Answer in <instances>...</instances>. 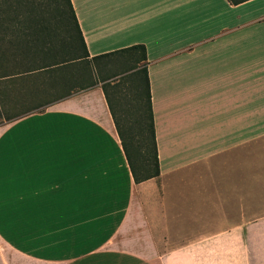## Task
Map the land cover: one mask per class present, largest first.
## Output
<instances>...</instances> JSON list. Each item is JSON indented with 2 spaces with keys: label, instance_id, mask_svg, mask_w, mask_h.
<instances>
[{
  "label": "crops",
  "instance_id": "crops-1",
  "mask_svg": "<svg viewBox=\"0 0 264 264\" xmlns=\"http://www.w3.org/2000/svg\"><path fill=\"white\" fill-rule=\"evenodd\" d=\"M70 1L89 57L146 48L159 176L134 182L100 84L1 124L0 264L83 220L113 259L264 264V0Z\"/></svg>",
  "mask_w": 264,
  "mask_h": 264
},
{
  "label": "trees",
  "instance_id": "trees-1",
  "mask_svg": "<svg viewBox=\"0 0 264 264\" xmlns=\"http://www.w3.org/2000/svg\"><path fill=\"white\" fill-rule=\"evenodd\" d=\"M50 3L0 0V119L11 122L100 84L134 182L157 178L146 48L89 57L71 1ZM90 69L109 73L92 80ZM87 77L92 81L81 86ZM19 104L24 111L6 115L7 107Z\"/></svg>",
  "mask_w": 264,
  "mask_h": 264
},
{
  "label": "rangeland",
  "instance_id": "rangeland-1",
  "mask_svg": "<svg viewBox=\"0 0 264 264\" xmlns=\"http://www.w3.org/2000/svg\"><path fill=\"white\" fill-rule=\"evenodd\" d=\"M31 2H35V4L42 2L44 4L51 5V0H28ZM51 9V7H50ZM53 13V12H52ZM54 14V13H53ZM58 14H55V16ZM63 38H66L65 33L63 30H58ZM89 73L91 74V79H98L101 76H106L109 72H103V71H93L92 69L89 70ZM121 77V75L116 76L113 78V80H118ZM88 77L87 79H83L80 82V85L83 86L87 84L88 82L92 81ZM79 83V82H78ZM79 86V85H78ZM24 108L22 104H19L18 106L14 108L7 107L6 108V115H11L13 116L15 113H19L24 111ZM44 110V109H43ZM42 110H38V112H41ZM128 118H131L130 115L128 114ZM6 121H3L0 119V125L1 124H6ZM58 213L56 216V226H57V232H63L66 229H71L72 227H77L80 224V221L77 219V213H71L72 217H68V219L64 222L63 221V216L59 217ZM61 220H59V219ZM66 224L65 225L63 224ZM83 226L85 227L82 229L85 233H87V238H82V242L84 244H80L81 238H76V237H69L66 238V248L65 244L62 242L61 238V244H56L54 249H55V255L56 258L54 260H45V259H40V264H153V263H148V261H143V260H137V261H131L128 259H125L123 257L119 258H111L112 255H105L103 252H98L96 250V244H95V237L92 235L93 234V223H90L86 220H83L82 222ZM14 231V229L9 228L8 231ZM10 235V234H9ZM120 239V244L121 246L127 247V227H123L121 229V235L119 237ZM30 244L24 241L23 247H28ZM30 247V246H29ZM111 246L106 247L105 249H110ZM155 260V259H154ZM155 262L154 264H159V260L153 261Z\"/></svg>",
  "mask_w": 264,
  "mask_h": 264
}]
</instances>
